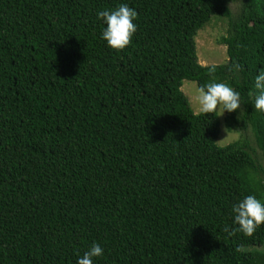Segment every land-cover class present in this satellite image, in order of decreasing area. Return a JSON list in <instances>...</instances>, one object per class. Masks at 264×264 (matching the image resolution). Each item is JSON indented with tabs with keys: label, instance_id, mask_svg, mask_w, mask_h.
I'll list each match as a JSON object with an SVG mask.
<instances>
[{
	"label": "trees",
	"instance_id": "16d2710c",
	"mask_svg": "<svg viewBox=\"0 0 264 264\" xmlns=\"http://www.w3.org/2000/svg\"><path fill=\"white\" fill-rule=\"evenodd\" d=\"M120 3L137 29L118 51L95 13ZM213 16L227 60L202 65ZM262 67L264 0H0V264H76L93 241V264H264V224L246 236L231 218L264 199ZM212 79L241 99L221 146L217 112L181 91Z\"/></svg>",
	"mask_w": 264,
	"mask_h": 264
},
{
	"label": "clouds",
	"instance_id": "9594fccd",
	"mask_svg": "<svg viewBox=\"0 0 264 264\" xmlns=\"http://www.w3.org/2000/svg\"><path fill=\"white\" fill-rule=\"evenodd\" d=\"M96 18L102 28L99 38L107 47L114 50H123L131 42L137 29L134 23L137 12L128 3H120L113 9L96 11ZM215 72V66L208 68V73ZM255 91L253 106L260 113H264V67L258 69L254 76ZM197 111L203 114L220 112L232 113L240 108L241 99L239 91L230 84L209 80L196 89ZM231 218L233 231H239L251 236L264 224V199H258L252 194L244 195L231 205ZM104 250L100 244L93 241L91 245L76 258V264H93L94 258L101 257Z\"/></svg>",
	"mask_w": 264,
	"mask_h": 264
},
{
	"label": "rangeland",
	"instance_id": "374dc122",
	"mask_svg": "<svg viewBox=\"0 0 264 264\" xmlns=\"http://www.w3.org/2000/svg\"><path fill=\"white\" fill-rule=\"evenodd\" d=\"M229 7L232 13V18L237 17V13L239 12V4L233 1L229 4ZM228 27V20L226 18H218L217 16H213L208 24L197 31L195 35L196 55L200 64L210 65L223 64L226 62V49L225 46L219 43V40L222 36L227 35ZM196 89L197 87L194 82L183 81L181 91L187 97L191 109L195 113H198ZM217 114L221 121L217 144L220 146L225 145L240 138V132L236 130L229 132L225 129L222 121L224 113L220 115V112L218 111Z\"/></svg>",
	"mask_w": 264,
	"mask_h": 264
}]
</instances>
